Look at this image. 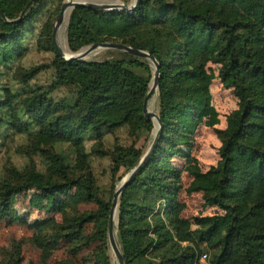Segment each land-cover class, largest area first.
<instances>
[{
  "label": "trees",
  "instance_id": "trees-1",
  "mask_svg": "<svg viewBox=\"0 0 264 264\" xmlns=\"http://www.w3.org/2000/svg\"><path fill=\"white\" fill-rule=\"evenodd\" d=\"M47 1L0 0V69L23 57L33 37L53 54L48 65L22 74L19 89L0 85V128L26 134L47 160L44 173L8 170L0 182V220L11 216L17 196L35 191L52 215L36 227L44 252L61 241L73 244L74 253L97 243L92 264H111V203L95 185L89 156L109 155L115 172L139 162L143 152L134 144L109 153L102 144L121 128L132 137L150 134L143 102L152 70L147 60L119 51H107L118 58L100 61L62 59L52 42L59 8L35 33ZM66 39L71 52L121 43L159 64L160 140L119 202L115 229L124 263L202 264L203 258L204 264H264V0H139L131 13L78 6L67 19ZM45 68L53 70L51 86L30 87ZM214 80L237 101L222 128L213 107ZM59 89L69 96L52 99ZM199 128L213 129L218 142V159L205 170L191 153ZM86 141L94 143L89 153ZM58 144L71 149L73 160L55 151ZM183 175L189 179L184 189ZM182 193L200 194L203 206L216 212L184 218ZM80 203L96 210L79 213ZM87 224L94 233L83 237ZM6 264H20L19 255Z\"/></svg>",
  "mask_w": 264,
  "mask_h": 264
},
{
  "label": "rangeland",
  "instance_id": "rangeland-1",
  "mask_svg": "<svg viewBox=\"0 0 264 264\" xmlns=\"http://www.w3.org/2000/svg\"><path fill=\"white\" fill-rule=\"evenodd\" d=\"M65 1L66 0L47 1L46 14L41 16L39 21L36 22L35 33L39 31L43 22L46 21L47 15L54 13L57 8H59L60 12L61 6ZM133 1L134 0H129L128 3H124L122 1L120 2L130 5L133 3ZM68 14L69 11L67 15ZM57 16L53 23V29ZM67 19L68 18L66 17L62 24L64 28L62 35L63 40L62 42L58 40V43L61 48L65 46L69 53L75 54L79 50L77 52H71L67 46ZM27 42L29 44L23 57L14 61V63L9 66V69H0V85L9 86L13 89H19L23 86L22 74L25 71L37 66L39 67L48 65L52 61V52H46L42 50L40 46H38V43H42L43 45V42H38L36 37L29 39ZM107 51L113 50H101L93 52L85 57L84 61H100L110 58H118L120 56L119 54L107 53ZM148 65L153 74L151 63L148 62ZM210 67L214 70V74L216 76V67L214 65H210ZM52 82L53 70L51 68H45L32 80H30L28 85L33 88L44 90L48 89ZM212 91L213 107L220 119V125L217 126V128H222L224 126L225 116L236 109L237 101L230 91L221 88L217 80H214ZM51 95L52 99L59 101L67 98L69 93L66 89H59L54 91ZM148 108L152 112H158V92H155L151 97ZM152 130L150 134L132 137L129 135L127 128H121L104 137L102 149L105 153H109L113 151L115 147H128L134 144L136 148L142 150L144 155L152 141ZM30 140L31 139L28 138L26 134H13L12 132L0 128V182L9 176L8 170L11 168L19 171L34 169L44 173L47 160L44 154L39 152L36 146H33ZM93 147V142H85V149L87 153L91 152ZM217 147L218 142L215 139L213 129L199 128L194 135V140L192 141L191 153L198 159L202 169L205 170L210 165L216 163L218 159ZM55 151L57 153L64 154L70 160H73L74 158L71 149L66 144L56 145ZM89 163L91 166L92 175L95 179V185L100 191L99 193L105 200L112 203L115 190L120 181L124 179L134 167L129 170L121 167L118 172H115L112 168L113 164L109 155H90ZM179 163V160L174 161V164ZM188 183V177L183 175V189L187 187ZM180 199L186 204V209L183 212L184 218L192 219L193 217H197L199 215H211L216 212L214 209L203 206V201L201 200L200 194L185 195V193H182ZM12 209L11 216L0 220L1 264H6L9 260L15 258L16 255H19L20 264H54L57 261H65L67 264H92V253L94 252L97 243H93L88 247L82 248L77 253L72 252L73 244L65 241H61L58 244L57 249L50 252H44L39 246L38 242L36 241V227L40 222L49 219L52 215L45 210V202L40 198H36L35 191H30L26 194L17 196L12 205ZM95 210L96 206L92 203H80L76 206V211L79 213ZM55 218L60 220L58 215H56ZM117 222H115V225H117ZM93 233L94 231L92 225L87 224L82 231V236L89 237L92 236ZM107 247L111 264H118L117 259L109 246V243L107 244ZM201 263L204 264V262Z\"/></svg>",
  "mask_w": 264,
  "mask_h": 264
},
{
  "label": "water",
  "instance_id": "water-1",
  "mask_svg": "<svg viewBox=\"0 0 264 264\" xmlns=\"http://www.w3.org/2000/svg\"><path fill=\"white\" fill-rule=\"evenodd\" d=\"M138 4H139V0H134L133 3L130 5H126L120 2L119 0H114L112 2L103 3V4L66 0L61 6V10L57 16L56 22L54 24L53 33H52V42L54 44L55 50L57 54L66 61H71V60L84 61V58L93 52L101 51V50H113V51L127 53L130 55L139 57V58H143L147 60L149 63H151L152 68H153L152 79L150 81L149 89L144 97V102H143V115L146 119H150L153 122V126H154L152 130V141H151V144L148 150L140 158L139 162L134 166V168L130 171V173L124 179L120 181L119 185L117 186L115 193H114V199L111 203L110 215L108 219L107 239H108L109 246L117 259L118 264H125L123 256L121 254V251L117 243L116 231H115V227H116L115 222L118 221L119 199L124 189L132 181H134V179L141 173V171L149 163L154 153V150L160 140V136L162 133L163 124L158 114L150 111L148 108L151 97L153 96L155 92H158V89H159V64L156 61V59L153 56H151L148 52L134 49L130 46H126L121 43L92 44V45H89L87 47L80 49L75 54H71L68 52L69 55L66 56L64 51L62 50V48L60 47L58 43L57 30L59 29V27L63 24L65 20V13L69 11V14H70V12L78 6L86 7L89 9L104 10V11H123V12L131 13L138 6ZM69 14L67 18L69 17ZM154 120H156V122ZM114 213H116L115 221H114Z\"/></svg>",
  "mask_w": 264,
  "mask_h": 264
},
{
  "label": "bare ground",
  "instance_id": "bare-ground-1",
  "mask_svg": "<svg viewBox=\"0 0 264 264\" xmlns=\"http://www.w3.org/2000/svg\"><path fill=\"white\" fill-rule=\"evenodd\" d=\"M70 1H77L78 2V0H70ZM112 1H114V0H85V1H79V2L103 4V3H108V2H112ZM67 13H68V11L65 13V18L68 16ZM63 30H64V28H63V25H62V26H60V28L57 31L58 38H59L58 40L61 41V42L63 40V37H62ZM62 50L64 51L65 55L68 56L69 53H68V51H67L65 46L62 47ZM154 121L156 122V120H154ZM115 215H116V213H114V221H115Z\"/></svg>",
  "mask_w": 264,
  "mask_h": 264
},
{
  "label": "built area",
  "instance_id": "built-area-1",
  "mask_svg": "<svg viewBox=\"0 0 264 264\" xmlns=\"http://www.w3.org/2000/svg\"><path fill=\"white\" fill-rule=\"evenodd\" d=\"M201 262H204V259L203 258L201 259Z\"/></svg>",
  "mask_w": 264,
  "mask_h": 264
}]
</instances>
